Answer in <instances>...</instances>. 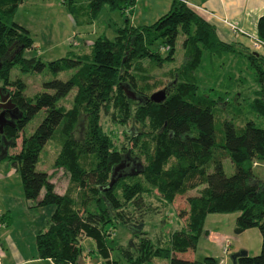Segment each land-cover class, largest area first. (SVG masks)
Returning a JSON list of instances; mask_svg holds the SVG:
<instances>
[{
  "label": "trees",
  "instance_id": "16d2710c",
  "mask_svg": "<svg viewBox=\"0 0 264 264\" xmlns=\"http://www.w3.org/2000/svg\"><path fill=\"white\" fill-rule=\"evenodd\" d=\"M21 2L0 0V91L9 93L16 108L15 116L2 126L0 144L4 136L11 142L9 146H14L18 133L39 110H44L40 123L21 138L19 151L6 152L2 157L18 171L26 199L34 206H53L48 225L35 236L38 257L54 264H80V243L89 237L93 241L91 252L103 264H120L110 256L115 247L109 236L110 230L121 223L139 238L126 248L116 243L125 264H152L154 257L166 259L167 264H213L210 257L190 260L176 253L195 248L207 214L234 212L235 234L252 227L261 234L259 253L240 256L236 264H264V179L255 176L251 169L254 161L264 160V127L251 120L236 127L231 120H224L220 139H216V101L198 94L195 84V71L208 56L237 57L233 64L235 73L227 72V77L243 86V68L252 67V72L246 73L257 88L247 104L264 120V57L255 50H238L233 43L221 42L213 27L194 9L183 1L172 0L168 11L149 25L132 26L125 15L124 24L115 29L112 38L100 35L88 52L44 63L38 56H23L34 44L28 30L13 21ZM134 3L135 0H67V7L76 23L90 24L104 5L124 13ZM179 33L184 35L181 45L186 59L175 70L174 82L164 87L165 97L153 102L138 89L139 60L147 58L153 64L169 61ZM256 37L264 44V13L257 19ZM157 42L169 47L166 56L153 50ZM241 58L243 62L239 63ZM16 64L22 72H40L45 67L52 74L74 71L65 80L43 81L41 91L26 96L24 82L9 78L10 68ZM217 68L220 72L215 78L224 81L227 73ZM124 85L140 95L142 101L128 98ZM73 89L72 106L65 109L57 105ZM101 112L113 118L116 113L122 122L131 119L132 123L145 125L150 138L131 131V148L121 153L101 128ZM8 113L5 112L6 118ZM79 120L83 129L76 136L74 129ZM55 136L61 138V144L53 167L64 169L69 181L62 194L55 191L49 174L35 168L39 152ZM134 148H138L136 155L132 153ZM125 154L140 162L143 156L141 170L120 176L106 187L112 166ZM87 156L92 158V164L85 167L80 160ZM224 158L232 165L230 175L224 173ZM131 178L135 180L126 181ZM191 190L196 194L186 198L184 227L170 232L165 246L154 245L144 230V216L158 208L144 198L155 191L165 207L177 194ZM128 205H133L136 212H125Z\"/></svg>",
  "mask_w": 264,
  "mask_h": 264
},
{
  "label": "rangeland",
  "instance_id": "374dc122",
  "mask_svg": "<svg viewBox=\"0 0 264 264\" xmlns=\"http://www.w3.org/2000/svg\"><path fill=\"white\" fill-rule=\"evenodd\" d=\"M165 5L164 0H136L134 5L129 8V11L125 10L124 13H121L119 10H111L107 5H104L94 18L92 25L83 24L75 26L68 17L69 11L66 0H22V3L19 4L15 10L13 20L19 22L26 21L31 25V36L34 40V47L25 50L23 56H38L41 61L47 63L48 61H52L68 54H82L88 52L91 42L87 41H92L100 35L112 38L115 29L124 24L125 15L132 26L149 25L168 11V8H165ZM82 39L87 40V43H82ZM183 39L184 35L179 33L176 37L174 49L170 53L171 59L169 61H164L161 64H153L147 58L139 60L140 65L137 70L140 75L137 79L139 91L149 96L151 93L164 89L167 84L174 82L173 75L175 70L186 59L181 45ZM155 49L163 57L169 52V47L160 44L159 42L153 46V50ZM221 58H217L214 55L208 56V58H205L201 66L195 71L197 93L203 94L211 98L213 101H216L213 111L216 139H220L222 122L224 120H231L236 127L242 126L247 120L253 121L254 124L259 127H264V120L256 116V114L249 109L247 104L248 101L252 100L253 92L257 88L250 76L246 73L247 71L252 72V67H248V69L243 68L244 73H242V75L246 78V81L242 86L237 82L234 83V81L231 80V77H227V72L235 73L233 64L237 57H231V55H228L226 57L223 56L222 59ZM227 58H229V60L225 61ZM245 61L246 60H244V62ZM241 62H243L242 58L239 63ZM239 66L240 65L238 64L237 68H239ZM217 67L222 69L223 73H227L224 81L221 78H215V75H218V72H220ZM73 71V69H70L52 74L45 67L40 72H22L16 64L10 68L9 78L10 80L20 78L25 84L24 94L26 96H33L35 93L42 90L43 81L53 78L65 80ZM0 85H2L1 81ZM226 90L227 92H225ZM74 92L75 89L71 90L64 98L58 101L57 105L69 109L72 106ZM131 103V108H133L134 102ZM43 116L44 110L41 109L31 120H29L23 128V131L18 133V137L15 139V145L7 148V154H13L19 151L21 138L23 136H28L40 123ZM7 119L9 120V117H7ZM132 122L131 119L125 122L120 121V118L116 113L113 118L110 114L101 112L99 119L102 130L113 139L115 148L121 153H124L131 148V137L133 136L131 131H134L136 136H143V138L149 139L151 136L145 125ZM77 124L79 125H76L74 129V134L76 136L80 135L83 129L82 121L79 120ZM132 128H134V130H132ZM60 139L59 136H55L46 141L39 152L35 168L38 171L49 174L50 177H53L56 181L57 187L65 190L69 182L68 173L62 168L53 167V161L60 149ZM137 149H133L132 153L134 155L138 154ZM140 158L141 162L144 163V157L141 156ZM80 162L87 167L92 164V158L87 156L82 158ZM169 162H171V160ZM222 166L226 175L232 173L233 168L228 158L222 160ZM251 169L255 176L264 179V160L260 162L254 161ZM4 170L12 172L13 177L9 180L11 192L10 190L5 191L6 195L3 196V188L0 189V207L8 205L5 196H7L9 192L12 195H16V192L18 193L20 190L22 191V186L20 187L19 183L20 176L18 171L11 166L7 159L0 158V171ZM138 178L136 177L135 179ZM135 179L131 178L126 181L132 182ZM195 193L196 191L193 190L177 194L173 199V203H171V205H166L165 207L160 203L155 191L144 198L158 208L157 211H155L154 208L144 216V230L147 232L148 238L154 245L165 246L169 233L173 230L184 227L186 221L184 218L188 209L186 198ZM134 211L136 212V209L133 205H128L125 208V212L128 214L132 212L134 213ZM20 215L19 221H22L23 229L21 230V233L19 232L18 234L23 236L22 240L24 241L25 248L30 251L31 254L35 255L36 246L34 237L30 234V223L27 221V218L23 216V213H20ZM208 219L205 221L206 226L215 225L212 222L210 223ZM232 234L235 235L234 232ZM109 239L112 240L110 242L111 245L115 247L110 253V256L112 257V260L115 259L118 261L117 263L120 264H125V262L120 259L121 255L117 252L118 249L116 243L120 244L121 247L126 248L129 242L136 244L139 241V238L133 236L121 223H117L110 230ZM235 245V242H233L230 245V248L234 249L236 247ZM80 246L82 248V253L87 252L88 249H93V241L89 237H85L81 241ZM198 246L200 248H197L195 251L196 260L202 261L206 255H209L208 251L204 254L201 247H207L209 251L214 254L219 253V246L207 242L206 239H200ZM90 254L92 257L94 256V258H98L100 264H103L99 256L96 257L92 252ZM189 254L190 250L176 253L178 257L184 259H186ZM152 264H167V260L154 257L152 259Z\"/></svg>",
  "mask_w": 264,
  "mask_h": 264
},
{
  "label": "crops",
  "instance_id": "0c3cea01",
  "mask_svg": "<svg viewBox=\"0 0 264 264\" xmlns=\"http://www.w3.org/2000/svg\"><path fill=\"white\" fill-rule=\"evenodd\" d=\"M180 1H183L192 9H194L197 14H199L208 24L213 27L214 33L218 40L224 43H233L238 50L243 48H247L252 51L255 50L264 57V46L254 48L252 46L251 40L245 34L232 32L226 23H233L243 31L256 35L257 19L264 13V0ZM171 2L172 0H164V4H166L165 8L169 9ZM127 10L129 11V9ZM68 17L75 26L84 24L81 23V21L76 23L70 13ZM93 20L90 22L91 25ZM14 22L27 29L30 37L32 38L31 25L29 23L26 21ZM86 41L87 40L82 39L81 42L83 43ZM92 41L89 40L87 42L92 43ZM12 175V172L7 170L0 171V189L3 188V196L6 195L5 191L10 190L11 192L9 180L12 179ZM50 181L54 184V189L57 193L62 194L64 192V190L57 187L56 181L53 177H50ZM19 183L21 187V179L19 180ZM10 192L7 194V196H5L8 205H3L0 207V264H54L50 259L39 258L37 251L35 255L31 254V252L25 248L24 241L22 240L23 236L18 234L19 232L21 233V230L23 229V225L21 223L22 221H19L21 216L20 213H23V216L27 218V221L30 223V234L34 237L35 242V236L37 232L43 230L48 225L50 216L53 212V206H34L32 201L24 197L21 190L18 193L16 192V195H12ZM236 216L237 213L234 212L207 214L204 219L203 233L198 237L195 248L188 249L190 250V254L187 258L190 260H196L195 251L197 248H200L198 246L200 239H206L207 242L219 246L218 254L212 253L207 247H201L204 254H206L207 251L209 252V255H206V257L212 258L214 260L213 264H232L229 259V254L240 249L246 250L247 254L251 256L258 254L261 245V234L259 230L255 227H252L242 231L241 233L233 235L234 220ZM206 219L215 225L206 226ZM233 242H235L236 247L231 249L230 245ZM224 247L226 249L225 253L223 249ZM90 251L91 249H88V253H82L83 264H100L99 259L94 258V256L92 257Z\"/></svg>",
  "mask_w": 264,
  "mask_h": 264
},
{
  "label": "water",
  "instance_id": "95a60500",
  "mask_svg": "<svg viewBox=\"0 0 264 264\" xmlns=\"http://www.w3.org/2000/svg\"><path fill=\"white\" fill-rule=\"evenodd\" d=\"M126 96L132 100L142 101V97L136 94L133 90H131L128 86L123 87ZM165 97V90L161 89L154 93H151L147 99L153 102H160ZM5 111H9V118H13L16 112V108H14L13 104L9 99V93H2L0 91V132L2 130V126L9 122V120L5 117ZM2 144H0V158H2L7 151L8 146L11 144L10 141H7L4 136H2ZM141 162L139 159L135 157H130L128 154H125L122 160H120L117 164L113 165L110 173V180L106 187H110L112 183L120 176L126 174L137 173L141 170ZM247 255L246 250L240 249L235 252L229 254V259L232 264H236V259L240 256ZM80 264H83L82 259L79 260Z\"/></svg>",
  "mask_w": 264,
  "mask_h": 264
},
{
  "label": "built area",
  "instance_id": "2783aa9c",
  "mask_svg": "<svg viewBox=\"0 0 264 264\" xmlns=\"http://www.w3.org/2000/svg\"><path fill=\"white\" fill-rule=\"evenodd\" d=\"M227 25L229 26V28L231 29L232 32L234 33H243L245 34L250 40H251V43H252V46L254 48H258L260 46H264L263 42L261 40H259L256 35H253V34H249L245 31H243L242 29L238 28L235 24L233 23H230V22H226ZM224 249V253L226 251L225 247L223 248Z\"/></svg>",
  "mask_w": 264,
  "mask_h": 264
},
{
  "label": "flooded vegetation",
  "instance_id": "af4514ba",
  "mask_svg": "<svg viewBox=\"0 0 264 264\" xmlns=\"http://www.w3.org/2000/svg\"><path fill=\"white\" fill-rule=\"evenodd\" d=\"M6 112V111H5ZM10 113V112H9ZM9 113L6 115L7 117H9Z\"/></svg>",
  "mask_w": 264,
  "mask_h": 264
}]
</instances>
